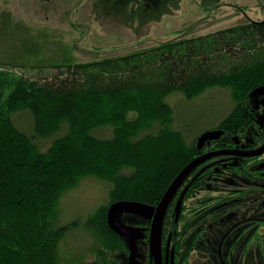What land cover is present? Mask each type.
<instances>
[{"label":"trees","instance_id":"obj_1","mask_svg":"<svg viewBox=\"0 0 264 264\" xmlns=\"http://www.w3.org/2000/svg\"><path fill=\"white\" fill-rule=\"evenodd\" d=\"M171 1L142 0L138 11L145 3L153 10H140L142 26L170 12ZM128 3L119 10L131 12ZM188 28L123 54L34 64L35 76L0 63V264H57L60 240L81 224L99 242V257L126 248L108 222L110 205L158 204L194 150L195 139L174 127L168 95L193 99L227 87L234 107L222 123L241 120V104L264 84V19L203 34L187 35ZM21 112L31 115L32 132L17 125ZM106 125L111 137L92 134ZM40 138L52 144L41 150ZM86 176L111 184L107 203L83 223L57 225L60 198Z\"/></svg>","mask_w":264,"mask_h":264},{"label":"rangeland","instance_id":"obj_2","mask_svg":"<svg viewBox=\"0 0 264 264\" xmlns=\"http://www.w3.org/2000/svg\"><path fill=\"white\" fill-rule=\"evenodd\" d=\"M125 3H131V12L119 10ZM141 3L142 0H0V63L35 76L38 71L31 67L34 64L123 54L176 37V31L186 27L187 35L203 34L245 19H264V0H172L174 8L170 12L142 26L140 10L145 14L153 10L145 3L138 11ZM166 100L174 108V127L185 133L188 142L217 125L234 107L230 89L220 85L207 88L193 99L174 92ZM16 122L21 129L32 132L28 112L19 113ZM92 134L108 138L113 127H97ZM52 141L53 138L38 139L41 150H46ZM110 188L109 182L96 176L84 177L60 198L56 224L65 225L75 219L83 223L98 206L107 203ZM117 216L135 240L129 242L131 250L125 242V249H109L99 257V242L81 224L69 228L60 240L57 264H147L144 230L128 222L145 218L128 211Z\"/></svg>","mask_w":264,"mask_h":264},{"label":"flooded vegetation","instance_id":"obj_3","mask_svg":"<svg viewBox=\"0 0 264 264\" xmlns=\"http://www.w3.org/2000/svg\"><path fill=\"white\" fill-rule=\"evenodd\" d=\"M261 86L241 104L240 121L222 123L221 119L205 130L219 131L218 137L200 145L198 138L205 131L195 138L183 168L200 160L178 187L163 220L164 264H172V259L174 264H264V84ZM135 201L150 210L158 205ZM153 216L128 221L144 230L141 239L148 252L147 264H155L150 249Z\"/></svg>","mask_w":264,"mask_h":264},{"label":"water","instance_id":"obj_4","mask_svg":"<svg viewBox=\"0 0 264 264\" xmlns=\"http://www.w3.org/2000/svg\"><path fill=\"white\" fill-rule=\"evenodd\" d=\"M263 86L256 87L251 91V96H254L259 89H262ZM219 136V131L217 130H208L201 134L198 138V144H202L208 138H214ZM200 159H195L190 164H188L185 168H183L177 176L173 179L164 195L162 196L160 202L155 207V209L150 210L149 207L139 201L134 200H120L112 203L108 209L107 217L108 222L111 228L117 232L119 235L125 237V239L130 242L132 240L130 236V230L127 226H125L119 219L118 214L128 211L132 213H138L146 217L153 216L151 233H150V249L151 254L154 259L155 264H164L162 257V228H163V220L168 208V205L177 191L180 184L183 182L185 177L190 173V171L198 164ZM182 197L179 200L177 205V214H179L181 208ZM134 243V242H133ZM172 264L174 261L172 259Z\"/></svg>","mask_w":264,"mask_h":264}]
</instances>
